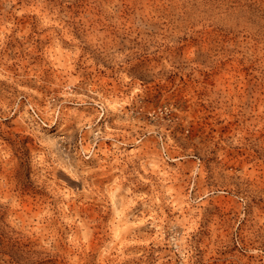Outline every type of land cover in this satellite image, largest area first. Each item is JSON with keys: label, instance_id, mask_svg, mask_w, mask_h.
Returning a JSON list of instances; mask_svg holds the SVG:
<instances>
[{"label": "rangeland", "instance_id": "obj_1", "mask_svg": "<svg viewBox=\"0 0 264 264\" xmlns=\"http://www.w3.org/2000/svg\"><path fill=\"white\" fill-rule=\"evenodd\" d=\"M0 264H264V0H0Z\"/></svg>", "mask_w": 264, "mask_h": 264}]
</instances>
